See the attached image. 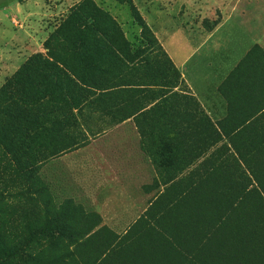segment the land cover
<instances>
[{
	"label": "rangeland",
	"instance_id": "rangeland-1",
	"mask_svg": "<svg viewBox=\"0 0 264 264\" xmlns=\"http://www.w3.org/2000/svg\"><path fill=\"white\" fill-rule=\"evenodd\" d=\"M236 18L246 47L210 78ZM260 22L264 0H5L3 263L264 264Z\"/></svg>",
	"mask_w": 264,
	"mask_h": 264
},
{
	"label": "crops",
	"instance_id": "crops-1",
	"mask_svg": "<svg viewBox=\"0 0 264 264\" xmlns=\"http://www.w3.org/2000/svg\"><path fill=\"white\" fill-rule=\"evenodd\" d=\"M244 25H245V20L238 19L237 21H233V23H231L229 26H226L225 29H222L219 32H215L210 37L207 59L205 60V64H204V70L208 77L212 78L213 76H216L217 73L223 72V70L226 67V63L223 62V57L227 50L229 51L236 50L240 52L246 47L248 41V37H247L248 30L243 29ZM258 27H259L258 31L263 29L264 22H260V25ZM226 32L230 35L229 39L225 38V42L222 45L217 46V52L215 54V49H213L214 41L216 39L218 41L222 40L220 38ZM212 50L213 53L211 52ZM199 84H202V82H200ZM139 87H143V86H139Z\"/></svg>",
	"mask_w": 264,
	"mask_h": 264
},
{
	"label": "trees",
	"instance_id": "trees-1",
	"mask_svg": "<svg viewBox=\"0 0 264 264\" xmlns=\"http://www.w3.org/2000/svg\"><path fill=\"white\" fill-rule=\"evenodd\" d=\"M126 3H131V2L128 1ZM133 17H134L135 21L137 22V24L141 26V29H142L141 30V39L144 41L146 38H150L151 35H150L149 31H148L147 26L143 23V21L141 20V18L138 16V12L135 11V10L133 11ZM71 25H72V30L75 31V33H77V34H82L85 30L88 31L90 28H94L93 26H91L89 24L88 25H84L83 24V21H81L76 16V14L73 15V19L71 20ZM111 25L114 27V30L117 32L116 33V36H117V39L116 40H118V42H119L118 43L119 47L126 46L127 43H125V40H124L121 32H119V28L117 27V25L113 21H112ZM98 33L101 34L102 38L105 37V33L103 32L102 29H98ZM104 44L107 45V46H109L110 42L108 41V38L105 39ZM74 45H75V43H74ZM125 56H123V57L125 58ZM118 57H117V60L118 61L120 60V62L124 59V58L122 59L121 56H120V59ZM126 58L127 59H124V60L127 63H130V64H132V62L138 61V59H140V62H142V59L144 58V54L143 53H140V54L134 56V55H131L130 53H128L127 56H126ZM76 79H77V77H76ZM77 80H78V83L81 86H84V88L83 87L82 88H79L78 87L79 93H84L86 95H89L90 93L93 94L92 91L90 90L91 87L85 85L86 83H84V81H82L81 79H77ZM72 84H73V86L75 88H77V86H76L77 83L73 82ZM127 86H138L139 87V86H143V85H127ZM0 264H4L3 263V257H2L1 254H0Z\"/></svg>",
	"mask_w": 264,
	"mask_h": 264
},
{
	"label": "water",
	"instance_id": "water-1",
	"mask_svg": "<svg viewBox=\"0 0 264 264\" xmlns=\"http://www.w3.org/2000/svg\"><path fill=\"white\" fill-rule=\"evenodd\" d=\"M5 2V0H0V5H2Z\"/></svg>",
	"mask_w": 264,
	"mask_h": 264
}]
</instances>
